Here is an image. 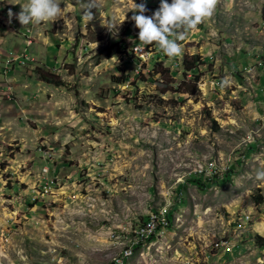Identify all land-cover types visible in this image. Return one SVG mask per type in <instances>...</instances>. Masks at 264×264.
Here are the masks:
<instances>
[{"label": "rangeland", "instance_id": "obj_1", "mask_svg": "<svg viewBox=\"0 0 264 264\" xmlns=\"http://www.w3.org/2000/svg\"><path fill=\"white\" fill-rule=\"evenodd\" d=\"M26 2L0 0V264H113L162 209L170 226L126 264H264V0H219L173 59L139 42L133 0H96L89 22L62 0L63 18L22 26L8 13ZM135 3L151 16L160 0ZM156 60L171 89L138 78Z\"/></svg>", "mask_w": 264, "mask_h": 264}, {"label": "clouds", "instance_id": "obj_2", "mask_svg": "<svg viewBox=\"0 0 264 264\" xmlns=\"http://www.w3.org/2000/svg\"><path fill=\"white\" fill-rule=\"evenodd\" d=\"M61 3L62 0H27L26 3L20 4L19 13L13 14L9 9L8 15L9 18L15 15L22 26L54 22L65 15ZM83 3V16L85 21L89 22L93 19L91 9L97 6L96 0H83ZM218 3L219 0H171L170 3L168 0H160L159 7L148 16L145 15L147 11L145 4H137L133 0L129 10L133 12L131 20L139 30V42L145 46L155 44L169 59H173L183 53L178 41L186 39L190 30L210 18ZM229 84V80L223 79L220 87ZM255 178L264 180V169L257 170Z\"/></svg>", "mask_w": 264, "mask_h": 264}, {"label": "trees", "instance_id": "obj_3", "mask_svg": "<svg viewBox=\"0 0 264 264\" xmlns=\"http://www.w3.org/2000/svg\"><path fill=\"white\" fill-rule=\"evenodd\" d=\"M182 73L184 76V79L181 80L178 85H176L174 88V91H180L182 89L183 85L186 83L185 76L187 75V72H190L194 69L197 68V66L200 63V57L197 54H192L190 56H185L182 59ZM163 62L160 60H156L153 62L152 67L150 70H146L145 72H141L138 76L142 81L145 80H152V81H157V83L162 85L163 91H166L169 88L168 83H171V81H167V79L172 76V72L169 71L168 67H163ZM35 70L38 73L39 79L48 83L52 84L54 86H60L64 82L61 79V77L53 72L41 70L40 68H35ZM200 73H193L191 74V77H189L190 83L192 84L190 87L191 88H184L182 92H186L188 94H194L196 92V83L199 80ZM127 81V76L121 77L120 82H125ZM160 81V82H159ZM239 164L235 163L231 168H228L226 171L225 179H229L231 174H235L238 172L237 167ZM189 182H193L194 185H196L198 188L201 190H205L206 188H211L214 186V182H209L208 180L206 182H202L201 179L197 177H192ZM167 218H168V227L170 226L171 223V216L170 213H167ZM256 244L260 247H264V237L256 234ZM153 239H149L146 242H151ZM145 243V242H144ZM140 244L139 246H141Z\"/></svg>", "mask_w": 264, "mask_h": 264}, {"label": "built area", "instance_id": "obj_4", "mask_svg": "<svg viewBox=\"0 0 264 264\" xmlns=\"http://www.w3.org/2000/svg\"><path fill=\"white\" fill-rule=\"evenodd\" d=\"M142 55V50L139 51ZM206 171V177L208 179L215 177L219 174L217 164L211 165V167L204 168ZM168 228V218L167 211L162 209L160 212H151L144 220L138 223L134 228H132L130 237L128 239H134L135 233H144V241L138 242V246L143 244L149 239L157 238L162 234L164 230ZM122 259H119L116 264H121Z\"/></svg>", "mask_w": 264, "mask_h": 264}, {"label": "bare ground", "instance_id": "obj_5", "mask_svg": "<svg viewBox=\"0 0 264 264\" xmlns=\"http://www.w3.org/2000/svg\"><path fill=\"white\" fill-rule=\"evenodd\" d=\"M143 241L144 233H135L134 239H127V241H123L122 250H120L121 252L117 256L118 258L114 260L113 264H116L119 259H122L121 264H126L127 260L133 255V252L138 247V242Z\"/></svg>", "mask_w": 264, "mask_h": 264}]
</instances>
